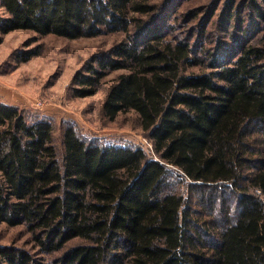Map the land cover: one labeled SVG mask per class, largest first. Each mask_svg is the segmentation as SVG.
Returning a JSON list of instances; mask_svg holds the SVG:
<instances>
[{
    "label": "trees",
    "instance_id": "obj_1",
    "mask_svg": "<svg viewBox=\"0 0 264 264\" xmlns=\"http://www.w3.org/2000/svg\"><path fill=\"white\" fill-rule=\"evenodd\" d=\"M1 5L0 43L16 29L68 39L122 33L75 73L73 94L93 96L124 70L103 112L110 120L135 112L155 156L87 140L69 122L60 156L50 119L29 121L0 100V222L24 225L44 254L81 239L56 264H264V25L256 43L206 69L160 0ZM184 176L207 209H192L171 180ZM0 264L40 263L10 244L0 246Z\"/></svg>",
    "mask_w": 264,
    "mask_h": 264
},
{
    "label": "rangeland",
    "instance_id": "obj_2",
    "mask_svg": "<svg viewBox=\"0 0 264 264\" xmlns=\"http://www.w3.org/2000/svg\"><path fill=\"white\" fill-rule=\"evenodd\" d=\"M160 3H166L164 13L170 14L169 23L178 28L175 33L191 38L194 54L202 59L206 69H209L212 59L233 58L244 45L256 43L264 25L256 7V3L264 5L263 0H255V5L251 4V0H160ZM191 13L194 14L189 17ZM228 13H232L231 17ZM0 16H6L1 0ZM2 37L0 100L19 107L29 121L50 119L54 124L60 156L63 151L62 130L68 122L74 124L78 133L87 140L103 146L141 145L150 156L153 155L149 139L135 112L121 113L115 120L108 119L103 112L107 93L114 79L124 70L110 72L93 96L77 97L73 94L75 73L97 53L120 41L122 33L68 39L16 29ZM28 50L36 51V54L24 61L22 54ZM190 69L199 70V67ZM171 168L179 172L177 168ZM171 180L184 194L191 195L192 209H207L197 204L199 191L190 187L191 179L184 176ZM205 191L211 194V190ZM203 195H206L204 191ZM205 218L206 213H202V219ZM80 243L81 239L75 238L62 250L44 254L34 245L24 225L10 226L0 222V246L15 244L31 249L40 264H56L55 261L65 252Z\"/></svg>",
    "mask_w": 264,
    "mask_h": 264
}]
</instances>
